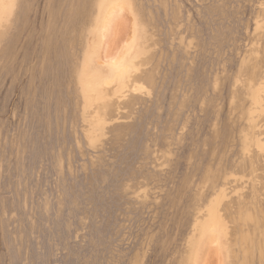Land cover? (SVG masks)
Masks as SVG:
<instances>
[{"label": "rangeland", "instance_id": "rangeland-1", "mask_svg": "<svg viewBox=\"0 0 264 264\" xmlns=\"http://www.w3.org/2000/svg\"><path fill=\"white\" fill-rule=\"evenodd\" d=\"M0 264H264V0H0Z\"/></svg>", "mask_w": 264, "mask_h": 264}]
</instances>
